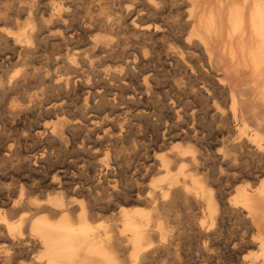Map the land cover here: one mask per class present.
<instances>
[{
    "label": "bare ground",
    "instance_id": "bare-ground-1",
    "mask_svg": "<svg viewBox=\"0 0 264 264\" xmlns=\"http://www.w3.org/2000/svg\"><path fill=\"white\" fill-rule=\"evenodd\" d=\"M131 1L133 2V4L131 5L129 4L128 6H124L123 8L121 7V5L124 1L121 0L118 3L119 7L116 8L117 14L115 18H113L114 20H112L111 15L106 12L103 13V15L105 16H102L99 14L96 16L97 13L95 14L91 13L92 15H90L89 17L86 16L87 21H88L87 23L90 25V28L85 30L87 34L89 33L88 38L86 39L87 41L89 40V44H91V46L90 45L89 46L91 48H89V50L84 52L82 56L80 55L81 56L80 61L78 57L79 55H77V53L79 54V52L77 53L75 52L72 54L71 52H68L65 56H63L62 59L61 58L60 59L62 60V62H65L66 65L69 66V68H72L75 70L78 69L79 63H83V62L85 64L88 63V65H90L91 68L90 69L88 68L89 70L87 69V71H90L89 72L90 74L87 76V78H89V81H91L92 80L91 74L93 73V70H94L92 68V65L96 64L94 61L95 57H97L98 55H103L101 58L103 60V59H107L110 57L113 58V56H118L122 59L121 61L122 69L120 72L111 71L112 73L111 74L109 73V75L124 79V76L126 75L123 74V71L125 69L126 71L134 72L137 68V64L139 63L148 64L154 60L155 56L154 57L152 56L150 49L148 48V46L150 45L148 46L146 45V42H145L146 40L144 36L145 34L147 35L150 31H152L153 28L161 29L163 27V23H167L169 25V29L170 27L171 29L172 27L178 29L176 35L179 40L178 41L179 43L177 46L179 48V51H178L180 55V56L178 55L179 60L184 64L183 66H185V68L187 67L188 70L191 71V73H188L185 71L186 70L185 69L184 71L186 73H184L183 75L181 74L182 77L179 78L181 79L180 82H175L173 86L175 90H177L175 97L170 96L173 113L178 118L177 123L176 122L175 123L176 125H178V127H180L179 125L180 123H178L179 122L178 120L182 121L181 118L183 117L184 122H186V124L191 123L189 122L190 119L191 121H193V124L191 126H188L187 129L183 128L181 132H178V130H176L177 132L173 133L172 129H171V132L169 133L166 131L164 132L162 131L163 132L162 137L160 136L161 134L159 135L157 132L156 139L158 141L160 140V142L156 141L157 143L155 142L156 143L155 145H152V143L149 144L150 142L148 141H147L148 144H146V141H144L145 142L144 144L143 143L140 144L139 141H137L136 139H127L128 137L126 138L125 135L128 136V134H125V135L120 134L122 129L119 132V134L114 138L107 137L108 136L107 132H105L107 141H110L106 147L102 146L106 138L104 141L97 138V140L95 139L93 140L94 142H88L86 140L80 141L78 139L77 148L80 151L90 153L95 159L98 155H100V153L103 154V158L101 160H96V162H94L92 158L89 160L85 159L88 157V153H87V157L82 159V162H81L82 164L80 165V169L82 168L84 169V171H86L89 168L88 164L90 163V160H91L93 161L92 166L94 170H95V166L97 167L103 166L105 168L106 177L103 178V180L105 179V181L102 180L103 182H98V183L96 182V184H94V183H91L85 177L86 180H88V183H90L89 185L88 184L86 185L84 181L83 183L81 182L80 184L76 183L75 181V183H71L69 185H67V183L65 182L66 183L65 185V183L62 180H60L61 176H63L61 174L65 170L59 171L57 168H55V170L52 171L51 168H49L51 170V171L49 170L50 174L52 173L51 185L55 189V193H47V196L44 199L43 198L39 199V197L36 198L35 196L32 197L33 194L31 195V191L34 190L33 189L34 187L32 184H35L36 182L35 183L34 181L33 183L31 182L32 183L31 184L32 186H31L29 183L27 184L26 181L25 182L21 181L20 185L17 186L19 190L16 189L18 193H16L14 196H9L10 197L9 201L5 202L4 201L5 198H4L2 201L3 203L2 204L0 203V264H12L13 256L11 253V248L8 245L15 243V241L18 239L23 240L25 238L29 240H32V239L36 240L37 244L41 247V251L39 252L38 256H35V259L33 260L34 264H152L154 259L156 258L157 259L162 258L164 261L162 264H169V262L174 258V256H178V243H179L178 235L180 234L179 233L180 229L178 230V228L176 227V222H178L177 213H179L177 212V210H179L181 206H185L186 209L188 208L190 210L192 209L191 211H194L193 215L188 214L190 217L191 215L194 216L192 217L193 220L191 222L192 224H191L190 231L192 232L191 233L192 235L199 238V241L203 243L206 249L210 246V242H214L216 238L215 236L219 235L218 233L221 232V229L223 230L222 228L224 226L223 220L226 214H228V216L229 215L237 216L239 220L241 219L243 221L242 225L240 226L241 228L239 230L237 229L239 233L235 235L234 231H232L234 235L233 237L231 235L230 237L227 236L228 239H225V240L226 241L228 240V243L227 245L225 243V245L228 246V248L231 250L233 254V257L237 261H239L240 264H264V0H183L182 1L183 4H181L182 5L181 8L174 7L176 8L177 11L182 9L181 12L176 14V15H179L180 17H178V19H175V20L173 19L168 20L167 18L168 16H171L170 13L172 14L173 12V9H171V7L174 5L175 2L178 3L179 2L178 0H131ZM73 2L75 1L74 0H30L27 4L25 2L26 5L19 7V9H14L12 11L6 12L5 19H3V17L1 16L0 18L2 20L1 19L0 20L4 21V23H6V21H11V22L14 21L15 23H17V25H19L18 18L16 17L18 15V12H20V10H23V11L25 10L28 14V21L26 25L24 23V26L19 27L17 31H10V32L7 31L9 32V34H5L4 31H2L3 29H6L4 26H2V30H0V45L2 46V44H5L6 46H3V47H6V48L11 47L10 48L11 50L13 48L12 52L9 50L10 54L7 56L9 61L15 57H18V60L26 56L28 57L30 53L33 54L34 52H38L40 50L39 49L40 47L43 53L47 52V50H49L46 48V44L48 42L47 38L51 36H55L56 34L50 33L51 35H47L45 37L43 36V34L45 33V30L47 29L48 32H50L52 28L54 27V24L55 25L58 24L56 22H61L62 25L63 24L67 25L66 20L69 19V16H71L72 11H73L71 10ZM137 3L138 5H136ZM6 4H9V3L6 2ZM12 4H11V7H12ZM130 6H132V8H130ZM102 9L104 10V7ZM114 12L115 11H113V14H115ZM167 12L169 13V15L167 14L168 16H165ZM71 18H73V15ZM77 19L78 20L76 21L80 20V18H77ZM82 23L84 24L83 21ZM58 26L60 27L61 25L59 24ZM61 29H58V30L60 31ZM65 30H66V27H65ZM95 31L103 32L104 35L102 36L103 33L102 34L100 33L101 34L100 35L98 32H96L98 34H93ZM129 31L131 32L133 31L132 34H134L136 37L140 35L141 33L143 37L136 38V37H132V35L130 36L127 35L124 37L121 36L122 38L120 41L113 42V41H110L108 36L105 34L107 32H117L119 34L124 35ZM57 35L63 39L62 41L67 43L65 41L67 40V36L64 35L63 32L57 33ZM150 37L151 36H149V38ZM175 40L177 42V39ZM121 43L122 44L132 43V45H130L126 49L124 47H120ZM174 47L177 48L176 46ZM155 49L156 48H153V50ZM4 51H5V48H4ZM40 52L41 51H39L38 53ZM50 52H49V59L53 58L54 60L59 62L60 59L58 57H60L61 55L52 53V51ZM33 55L32 56L30 55L31 58H33ZM41 57H43L44 59V56H41ZM162 58L163 57H161V59ZM157 60L155 61L157 62ZM27 61H28V58H27ZM217 63L228 64L229 69L230 68L233 69L234 67L236 69L243 68V69L248 70L252 76V80L250 82L251 84H248L249 82L248 83L245 82L249 86L247 85V87H242V85L230 80L229 77L227 79L226 78L227 76L225 77L224 75L216 71V66H218ZM36 65L38 66V64ZM97 65L99 69V66H100L99 63ZM105 65H106V62H105ZM112 65L113 64H111V66ZM24 66L26 65L24 64ZM23 67H22V69H24L23 71L20 69H17L18 67L16 68L17 70L14 68L16 71L14 70L15 72H13V74H10V76H7V77H4L5 72L2 74V72L0 71V91L4 93L6 92V94H8V96L6 95L5 97H9V93L7 91L11 92L10 91L11 89L14 90L16 88L18 90V88L23 87L24 85H27L25 84V82L26 80H29L28 78L30 77L29 75L31 74L30 73L31 68H29L30 71H28L27 66L26 68L25 67L23 68ZM219 67L220 66H218V68ZM226 67L227 66H225V68ZM164 70L165 68L163 69V71ZM163 71H160L161 74ZM180 71H183L182 68L180 69ZM173 72H174V69H173ZM69 73H71V71ZM147 73L148 72H146V74ZM177 73H178V69H177ZM40 74L44 76V79L48 78L46 77V74L45 75H43L44 73H40ZM84 74L82 75L81 73L82 76H85ZM95 74H96V71H95ZM129 74L130 73H128L126 77L128 78V76L131 75L129 77L130 82H133L134 78L132 75H134V73L130 75ZM226 74H228L227 71H226ZM70 75L74 76V74H70ZM62 76L56 80L55 84H53L52 86L53 89H63V90L65 89L66 90L68 89V87L70 86L72 82H75L73 81V78H71L70 76L68 77H65V76L62 77ZM75 76L77 75L75 74ZM154 76L152 74L153 78ZM98 77H95V78L100 79ZM192 77H194L195 80L200 79L202 85L198 83L201 86L196 88V86L194 85V79ZM127 78L125 79L127 80ZM156 79L155 80L153 79V80L156 81ZM109 80H111L110 77H109ZM150 80H151V76L149 74L144 76V86L146 88V94L148 91L151 92V90L153 89L152 86L150 85L151 84ZM33 81H34V78H33ZM50 81H49V84H50ZM89 81L87 80L86 83H88ZM122 82L123 81H121V83ZM180 83H183L186 87L190 86L192 90L193 88H195V90L191 91L190 93H192V95L195 96V98H197L196 96H199L200 99H203V101L206 102V105H205L206 107L209 106L208 104L209 101H206V99L208 98L207 100L211 101L210 102L212 103L211 119L214 122V124H216L215 131H213L210 134L209 132L205 133L203 129H201L203 125L200 129H199L200 125L199 127L196 126V122H197L196 112L194 110L190 111L191 109L189 108V106H192V105H189L190 102L192 101V98H191V101L189 100L190 102H188V100L187 102H184L185 101L183 100L184 97H181V95L182 94L184 95V93H188V92H186L187 88H181V86L179 85ZM45 84L47 83L45 82ZM116 84L117 83L115 82V85ZM36 85L38 86V84ZM47 87L48 89L50 88L49 85ZM116 87L114 86V88ZM42 88L44 87L42 86ZM120 88H123V87L120 86ZM33 89H35V86ZM161 89L165 90V88L163 87ZM40 90H36V93ZM103 90H107V88ZM117 90L120 91V89L118 88ZM128 90L129 89H127V91ZM110 91H112V89ZM125 91H124V94H125ZM204 92L206 93V96L208 97L206 96L204 97ZM22 93L25 96V91ZM164 93H165V96L166 95L169 96L171 92L165 91ZM64 94H65V91H64ZM89 94H91V92ZM150 94H152V92ZM188 95L185 94V97L186 96L188 97ZM61 96L62 95H60L59 97L61 98ZM95 96L97 97L98 95H95ZM95 96L93 99H95ZM100 98H101V95H100ZM48 99L50 100V97ZM65 99H67V97ZM127 99L128 98L126 96V101ZM44 100H45V97H44ZM121 100H123V98ZM136 100L133 101V103L136 102ZM86 101H89V100L87 99ZM199 101L202 102L201 100ZM106 103H108V101ZM192 103L193 101L191 102V104ZM29 105L31 106V104ZM96 105L98 106V104ZM61 106H63V104ZM102 107L100 109H102ZM56 108H57V105L55 104H52L49 106V109H52V110ZM104 108H107V107L105 106ZM37 109L38 107L35 108L36 111ZM72 109H73V106H72ZM209 109L210 108L208 107V110ZM167 110L169 111L168 108ZM80 111H82V109H80ZM111 111L113 112L112 109ZM129 111H131V109H129ZM198 111H200V109ZM205 111H206V108H205ZM205 111L203 110V112ZM23 112H26V111H23ZM86 112H87V109H86ZM139 112H141V110H139ZM160 112L162 113V111ZM98 113H100V111ZM70 114L72 113L70 112ZM75 114H72V115H75ZM2 115L4 116L7 114H2ZM38 115L41 116L40 113ZM84 115L85 113L83 114V116ZM129 115L131 116V114ZM102 116L103 115H101V117ZM163 116H166V115L163 114ZM81 118L82 117H80V119ZM106 118L104 119V121L107 120ZM98 119L100 123L101 121L100 117H98ZM3 120L5 119L2 118V121ZM130 120L132 119L130 118ZM149 120L147 119V121ZM108 121L110 120H107V122ZM117 121H119V119ZM165 121H167V119ZM172 122H173V119H172ZM107 125L106 127L108 128ZM151 125L153 126V123H151ZM116 126H118L117 123H116ZM148 127H150V124L148 125ZM157 127L158 126H156V128ZM3 128L5 129V127ZM83 128H82V131H84ZM116 129L118 130V128ZM73 132L75 133V131ZM147 132H149V130ZM27 133L22 134V135H16L14 138L11 137L12 140L9 138V136H6L7 141L9 138L11 142L4 143L5 144L4 159L14 162L17 160V158H19V156L23 153V151L28 150V139L30 136ZM41 133H42V130H41ZM19 134H20V131H19ZM211 139L215 140L216 142L221 143L222 144L221 148L214 149L212 146L213 142L208 143V141ZM181 140L187 141V144H183L184 142H182ZM53 141H55V139ZM150 147L152 148L151 150L153 151V155L151 156H150L151 153H149ZM143 149H145L146 151V152L144 151L143 153L144 157L138 158L137 157L139 155L138 152L140 151L142 152ZM45 153L46 151H44L40 157L38 156L36 157L35 156L36 154H33L32 157H34L35 159L37 158V160L38 158H40V161H42V164L44 165L45 163L49 161ZM245 154H247V156H249L250 154L251 156L255 155L257 157V161L251 165L245 164L244 162L242 163L241 160L245 158V157L243 158ZM52 157L51 158L54 159V156ZM256 157L253 156V158H256ZM23 159H24V156H23ZM67 159L68 158L66 157V160ZM132 159L134 160V163L136 162L135 168H137L138 174H135L137 177L135 176L136 178H135V182L133 183V185L129 184L131 186H128V184L124 185L125 178L123 182L120 179L122 178L120 176H122V173L124 174V172L128 171L127 170L128 168L131 169L132 165L131 167L129 166L131 163H133V161H131ZM28 161H29V157H28ZM55 161H56V158H55ZM123 162L127 164L126 167L124 164H122ZM56 163H59V162L56 161ZM13 164H15V162ZM17 164L18 163H16L15 165ZM73 164L75 163L73 162ZM76 164H78L77 159H76ZM67 165L68 163L65 164V166ZM1 167L3 168L2 165ZM16 167L14 169H16ZM25 167L26 165L24 166V168ZM71 167H73L72 164H71ZM16 170H15V174L17 173ZM19 172L20 171H18V173ZM101 173L102 172L100 171V176H101ZM9 174L11 175V173ZM95 175H96V172H95ZM32 176H33V172H32ZM92 177L95 178L94 176ZM244 177L253 178V181L248 182L247 184H244V185H238L239 183L238 184L234 183V186L232 187L233 188L232 191L230 190L231 187L229 188L230 192L227 190V192H229L227 194L228 197L222 192L224 190L220 189V187L223 186L222 184L225 183L226 181L233 180V182H238ZM26 178L28 177L26 176ZM13 179L11 180L10 178V181L11 182L13 181L14 183ZM31 179L33 178L31 177ZM38 180L42 181L39 178ZM94 180L96 181V178ZM17 182H18V179H17ZM92 182L94 181L92 180ZM132 182H133V179H132ZM243 182H245V179L243 180ZM38 187L39 186H36L35 189ZM44 188H41V190L42 189L44 190ZM224 189H225V186H224ZM45 190L47 191V189ZM4 192L5 190L3 191V193ZM85 193L88 194L90 198L92 197L93 199L91 198L92 200L90 201L88 200L89 202H85L86 200L84 201L78 198L79 195H83ZM75 194H78V197L75 196ZM0 198H1V195H0ZM34 210H37L38 213H34L36 212ZM110 211H112L113 215L111 214L112 216L108 218L110 214L107 217V213ZM13 215H17L18 219H15L16 221L12 220ZM115 218L117 219V221H112ZM188 219L190 220V218ZM182 222L181 224H183ZM224 237L222 238L223 241H224ZM8 242L10 244H8ZM200 248H202V246Z\"/></svg>",
    "mask_w": 264,
    "mask_h": 264
},
{
    "label": "rangeland",
    "instance_id": "rangeland-1",
    "mask_svg": "<svg viewBox=\"0 0 264 264\" xmlns=\"http://www.w3.org/2000/svg\"><path fill=\"white\" fill-rule=\"evenodd\" d=\"M30 1V0H0V17L2 16L3 17V19H5L6 18V16H5V14H6V12H9V11H12V10H14V9H19V7H21V6H23V5H26L28 2ZM75 2H73V5H72V8H71V10H73L72 11V14H71V16H69V19L72 17V15H73V18H71L70 19V21H69V19H67L66 20V24L67 25H65V24H63L62 25V23L61 22H56V23H58V24H54V27L52 28V30L50 31V32H48V30L46 29L45 30V33L43 34V36H47V35H51V34H56L55 36H51V37H49V38H47V41L49 42H47V44H46V48L47 49H49V50H47V52H42V50H41V47L39 48L40 50L39 51H41L40 53H38V52H34L33 54H29L28 55V57L26 56V57H24V58H22V59H20V60H18V57H15V58H13L12 60H10L9 61V59L7 58V56L10 54V51L12 52L13 51V48H12V50L10 49L11 47H3V46H6L5 44H2V46L0 45V71L2 72V74L5 72V74H4V77H7V76H10V74H13V72H15L17 69H20V70H24V69H22V67L24 66V64L27 66V70L28 71H30V69L29 68H31V74L29 75L30 77L28 78L29 80H26V82H25V84H27V85H24L23 87H20V88H18V90H17V88L16 89H11L10 91L12 92V94H11V92H9V91H7L8 93H9V97H5L6 95L8 96V94H6V92L4 93V92H1L0 91V107L2 108H0V164L3 166V168L1 167V165H0V195H1V198H0V203L2 204L3 202V199H4V201L6 202V201H9V196H14L16 193H18V191L17 190H19V188L17 187V186H19L20 185V183H21V181L22 182H25L26 181V183L28 184H32L33 183V181H34V183L36 182L37 183V185H36V183L35 184H32L33 185V189L34 190H32L31 191V195H32V197L33 196H35L36 198H38L39 197V199H44L46 196H47V193H55V189L53 188V186L51 185V178H52V173L50 174V171L52 170V171H54L55 170V168H57L59 171H63V170H65L66 171V173H65V171H63L62 172V174L61 175H63V176H61V178H60V180H62L64 183L66 182L67 183V185H69V184H71V183H75V181H76V183H78V184H80L81 182L83 183V181L86 183V185L88 184H90V183H88V180L91 182V183H94V184H96V182L98 183V182H103V181H105V179L103 180V178H105L106 176H105V168L103 167V166H95V170H94V168H93V161L94 162H96V160H101L102 158H103V154L102 153H100V155H98L97 157H96V159L95 158H93V156L90 154V153H88V152H82V151H80L78 148H77V141H78V139L81 141V140H86V141H88V142H94L93 140L95 139V140H97V138L98 139H100V140H105V138H106V140L103 142V145L102 146H104V147H106L107 146V144L110 142V141H107V137H111V138H114V137H116L118 134H119V132L121 131V129H122V131L120 132V134H122V135H125V134H128V136L127 135H125V137L127 138V139H136L137 141H139V143L141 144V143H145L144 141H146V144H148V142H150L149 144H151L152 143V145H155L157 142H160V140L158 141L157 139H156V134H157V132H158V134L162 137V133L164 132V131H166V132H171V129H172V132L173 133H175V132H177L176 130H178V132H181V130L183 129V128H185V129H187L188 128V126H191L192 124H193V121H191V119H190V121L189 122H191V123H189V124H186V122H184V119H183V117L181 118V120L182 121H180V120H178L179 122L178 123H180L179 125H180V127H178V125H176V123H177V117L174 115V113H173V109H172V106H171V97H175V94L177 93V90H175V88L173 87L174 86V83L175 82H180V80L181 79H179L180 77H182L181 76V74L183 75L184 73H186V72H188V73H191V71L190 70H188V68L186 67L185 68V66H183L184 64L179 60V48L177 47L178 46V38H177V31H178V29H176V28H173L172 27V29H171V27H170V29H169V25L167 24V23H163V27L160 29V28H158V29H156V28H153L152 29V31H150L147 35L145 34V42H146V45L148 46V45H150V46H152V47H150V46H148V48L150 49V52H151V54H152V56L154 57V60L152 61V62H150V63H139V64H137V68H136V70L134 71V72H132V71H126V69L123 71V74H125L126 76H127V74L128 73H130V74H132V73H134V75H132L133 76V78L135 79H133V82H130V76H128V78L126 77V76H124V79H121V78H119V77H115V76H112V75H109V73L111 74L112 72H114V71H121V69H122V59L120 58V57H118V56H113V58H107V59H101L102 58V56L103 55H98L97 57H95L94 58V61H95V63L96 64H93L92 65V68L94 69L93 70V73L91 74V81H89V78H87V76L90 74L89 72L90 71H87V69L89 68H91V66L90 65H88V63H79V67H80V69H79V67H78V69L77 70H75V69H72V68H69V66L68 65H66V63L65 62H62V58H63V56H65L68 52H71V54L72 53H77V52H79V54L77 53V55H79L78 57H79V61L81 60V56L84 54V52H86L87 50H89V48H91L90 46H91V44H89V40L87 41V39L86 38H88V35H89V33L87 34V32L85 31L86 29H89L90 28V25L87 23L88 21H87V17H89L90 15H92L91 13H97L96 14V16L99 14V15H102V16H105V15H103V13H109L110 15H111V18H112V20H114L113 18H115V16H116V14H117V11H116V8L117 7H119V2L121 1H119V0H117V2H116V0H74ZM100 1V2H99ZM103 1H104V3H103ZM112 1V2H111ZM124 2L122 3V5H121V7L123 8L124 6H128L129 4L131 5V4H133V2L131 1V0H123ZM179 2L177 3V2H175L174 3V5L171 7V9H173V12H172V14L170 13V15L171 16H168L169 15V13L167 12L166 14H165V16H168V20H175V19H178V17H180L179 15H176V14H178L179 12H181L182 11V9L181 10H179V11H177L176 10V8H181V4H183V0H178ZM6 2L7 3H11L12 4V7H11V4L9 5V4H6ZM16 2H18V3H16ZM25 2H26V4H25ZM87 2V3H86ZM115 2V3H114ZM181 2V3H180ZM86 5H85V4ZM96 3V4H95ZM20 4V5H19ZM80 4V5H79ZM82 4V5H81ZM90 4V5H89ZM115 4V5H114ZM117 4V5H116ZM9 5V6H8ZM13 5H14V7H13ZM18 5V6H17ZM79 7H78V6ZM136 5H138V3L136 4ZM3 6V7H2ZM82 6H84V7H82ZM2 7V8H1ZM92 9H91V8ZM104 7V10L102 9ZM174 7H176V8H174ZM7 8V9H6ZM10 8V9H9ZM130 8H132V6H130ZM4 9V10H3ZM96 10V11H95ZM25 11V10H24ZM23 10H20V12H18V15L16 16L17 18H18V24L19 25H21V26H19V25H17V23H15L14 21H6V23H4V21H1L0 20V30H2V26H4L6 29H3L2 31H4V33L5 34H9V32L10 31H17L18 29H19V27H22V26H24V23H25V25H26V23H27V21H28V14H27V12L25 11L24 12ZM80 11V12H79ZM82 11V12H81ZM113 11H115L114 13L115 14H113ZM177 11V12H176ZM78 12H79V14H78ZM174 12H175V14H174ZM112 13V14H111ZM21 14H22V16H21ZM26 15V17H25V15ZM168 14V15H167ZM75 15V16H74ZM77 15V16H76ZM114 15V16H113ZM79 16V17H78ZM81 16V17H80ZM87 16V17H86ZM175 17V18H174ZM77 18H80V20L79 21H76V20H78ZM75 19V20H74ZM75 21V22H74ZM82 21L84 22V24L82 23ZM9 23V24H8ZM73 23H75V24H73ZM79 23V24H78ZM61 25L60 27L58 26V25ZM72 24V25H71ZM165 24V25H164ZM71 25V26H70ZM88 25V26H87ZM167 25V26H166ZM56 26V27H55ZM65 27H66V30H65ZM74 27V28H73ZM76 27H77V29H76ZM62 28V29H61ZM58 29H61L60 31L58 30ZM70 29V30H69ZM154 29H156V30H154ZM55 32H54V31ZM172 30V31H171ZM7 31H9V32H7ZM83 31V32H82ZM101 31V30H100ZM100 31H95L93 34H102L103 32H100ZM52 32H54V33H52ZM60 32H63V34L64 35H66L67 36V40H65L67 43H65L64 41H62L63 39L61 38V37H59L58 35H57V33H60ZM67 34H66V33ZM96 32H98V33H96ZM152 32V33H151ZM51 33V34H50ZM131 33V34H130ZM133 33V31L131 32V31H129V32H127L126 34H119V33H117V32H107V33H105L107 36H108V38H109V40L110 41H113V42H116V41H120L121 40V38L122 37H124V36H127V35H132V37H136L134 34H132ZM69 34V35H68ZM100 34V35H101ZM79 35V36H78ZM104 35V33L102 34V36ZM175 35H176V37H175ZM73 36V37H72ZM122 36V37H121ZM149 36H151L150 38H149ZM174 36V37H173ZM138 37H143L142 36V34L140 33V35H138L136 38H138ZM147 37V38H146ZM154 38V39H153ZM177 39V42H176V40L175 39ZM74 39V40H73ZM79 40V41H78ZM78 42H80V43H78ZM82 42V43H81ZM87 42V43H86ZM65 43V44H64ZM70 45H69V44ZM72 43H74V44H72ZM76 44H77V46H76ZM82 44V45H81ZM86 44V45H85ZM153 44V45H152ZM173 44H174V46H176L177 48H175L174 46H173ZM90 45V46H89ZM130 45H132V43H129V44H122L121 43V45H120V47H124V48H128ZM67 46V47H66ZM85 46H86V48H85ZM88 46V47H87ZM154 46V47H153ZM173 46V47H172ZM2 47V48H1ZM74 47V48H73ZM77 49H76V48ZM4 48H5V51H4ZM82 48V49H81ZM84 48H85V50H84ZM153 48H156L155 50H153ZM76 49V50H75ZM3 50V51H2ZM10 50V51H9ZM68 50V51H67ZM79 50V51H78ZM82 52H81V51ZM158 50V51H157ZM50 51H52V53H56V54H60L61 56L60 57H58L60 60H59V62H57L56 60H54L53 58H50L49 59V52ZM81 52V53H80ZM48 55H47V54ZM51 53V52H50ZM155 53V54H154ZM6 54V55H5ZM46 54V55H45ZM158 54V55H157ZM33 55V58H31V56ZM44 56V59H43V57H41V56ZM81 55V56H80ZM179 55V56H178ZM37 56V57H36ZM118 57V58H117ZM161 57H163L162 59H161ZM27 58H28V61H27ZM37 60H36V59ZM115 58H117V59H115ZM156 58V59H155ZM169 58V59H168ZM36 61H35V60ZM113 59H115V60H113ZM158 59V60H157ZM33 60V61H32ZM44 60V61H43ZM52 60V61H51ZM105 60V61H104ZM109 60V61H108ZM110 60H112V61H110ZM155 60H157V62L155 61ZM160 60H162V61H160ZM17 61V62H16ZM25 61V62H24ZM27 61V62H26ZM34 63H32V62ZM54 61V62H53ZM103 61V62H102ZM107 61H108V63H107ZM116 61V62H115ZM118 61V62H117ZM165 61V62H164ZM180 61V62H179ZM47 62V63H46ZM53 62V63H52ZM105 62H106V65H105ZM112 62V63H111ZM124 62V61H123ZM156 62V63H155ZM160 62H161V64H160ZM28 63H30V64H28ZM59 63V64H58ZM99 63V69H98V64ZM116 63V64H115ZM121 63V64H120ZM152 63V64H151ZM164 65H163V64ZM181 63V64H180ZM23 64V65H22ZM28 64V65H27ZM36 64H38V66L36 65ZM52 66H51V65ZM82 64V65H81ZM111 64H113L112 66H111ZM158 64V65H157ZM173 66H172V65ZM218 64V66H220L219 68H220V70H219V68H218V66H216V71H218V73H221L222 75H224L227 79H228V77H229V79L230 80H232L233 82H235V83H238V84H240V85H242V87H247V85L248 84H251L250 82H251V80H252V76H251V74H250V72L248 71V70H246V69H243V68H238V69H236V68H234L233 67V69L235 70H233V69H229V65L228 64H220V63H217ZM220 64V65H219ZM13 65V66H12ZM30 65V66H29ZM55 65V66H54ZM60 65V66H59ZM66 65V66H65ZM84 65V66H83ZM157 65V66H156ZM163 65V66H162ZM170 65V66H169ZM8 66V67H7ZM15 66V67H14ZM26 66H24L25 68H26ZM29 66V67H28ZM47 66V67H46ZM50 66V67H49ZM58 66V67H57ZM83 66V67H82ZM88 66V67H87ZM104 66V67H103ZM108 66V67H107ZM225 66H227L226 68H225ZM16 69L17 67V69L15 70L14 68ZM23 67V68H24ZM46 69H45V68ZM141 67H143V68H141ZM150 67V68H149ZM153 67V68H152ZM155 67V68H154ZM165 68V72L163 71V69ZM4 68V69H3ZM35 68H37V69H35ZM41 68V69H40ZM47 68H49V69H47ZM86 68V69H85ZM158 68V69H157ZM176 68V69H175ZM182 68V70L183 71H180V69ZM3 69V70H2ZM39 69V70H38ZM88 69V70H89ZM98 69V70H97ZM103 69V70H102ZM110 69V70H109ZM141 69V70H140ZM149 69V70H148ZM173 69H174V72H173ZM177 69H178V73H177ZM186 69V70H185ZM218 69V70H217ZM226 69H228V70H226ZM12 70V71H11ZM15 70V71H14ZM26 70V69H25ZM53 70V71H52ZM100 70V71H99ZM151 70V71H150ZM186 72H185V71ZM238 70V71H237ZM8 71H10V72H8ZM34 71H36V72H34ZM39 71H41V72H39ZM46 71V72H45ZM51 71V72H50ZM71 71V73H69ZM72 71H74V72H72ZM77 73H76V72ZM85 71V72H84ZM95 71H96V74H95ZM99 71V72H98ZM102 71V72H101ZM108 72V74H107V72ZM112 71V72H111ZM160 71H163L162 72V74H161V72ZM170 71V72H169ZM226 71H227V73L228 74H226ZM237 71V72H236ZM34 74H33V73ZM39 74H38V73ZM54 74H53V73ZM86 72H88V73H86ZM105 72V73H104ZM125 72V73H124ZM128 72V73H127ZM139 72V73H138ZM143 72V73H142ZM145 72V73H144ZM146 72H148L147 74H149L150 76H151V80H150V85L152 86V90H151V92H152V94H150L151 92L150 91H148L147 92V94H146V88H145V86H144V76L145 75H147L146 74ZM37 75H36V74ZM40 73H44L43 75H45L46 74V77H50L49 79L47 78V79H44V76H42ZM81 73H82V75L84 74V73H86V74H84L85 76H82L81 75ZM127 73V74H126ZM136 73V74H135ZM168 73V74H167ZM8 74V75H7ZM21 74V73H20ZM61 74V75H60ZM70 74H74V76H72V75H70ZM75 74L77 75V76H75ZM102 76H101V75ZM152 74H153V76H154V78L152 77ZM161 74V75H160ZM176 74V75H175ZM36 75V76H35ZM40 75H41V77H40ZM55 75V76H54ZM60 75V76H59ZM63 75V76H62ZM108 75V76H107ZM140 75H141V77H140ZM160 77H159V76ZM174 75V76H173ZM34 76V77H33ZM68 77V76H70L71 78H73V81H75V82H72L71 84H70V86L68 87V89H53L52 88V86H53V84H55V82H56V80L57 79H59V77ZM80 78H79V77ZM99 76V77H98ZM32 77V78H31ZM36 77V78H35ZM55 79H54V78ZM95 77H98V78H100V79H97V78H95ZM109 77H110V79L111 80H109ZM249 77V78H248ZM33 78H34V81H33ZM41 78H43V79H41ZM52 78V79H51ZM87 78V79H86ZM125 78H127V80L125 79ZM157 78V79H156ZM193 79H194V85L196 86V88L197 87H200L201 85H202V83H201V80L200 79H196L195 80V78L194 77H192ZM50 79H51V81H50ZM117 79V80H116ZM156 79V81H154V80ZM169 79V80H168ZM173 79V80H172ZM178 79H179V81H178ZM43 80V81H42ZM45 80H47V81H45ZM87 80L89 81L88 83H86L87 82ZM101 80V81H100ZM120 82H119V81ZM31 81V82H30ZM49 81H50V84H49ZM78 81V82H77ZM85 81V82H84ZM97 81V82H96ZM121 81H123L122 83H121ZM171 83H170V82ZM199 81V82H198ZM243 81H244V83H243ZM29 82V83H28ZM39 82V83H38ZM45 82L49 85V89H48V85L47 84H45ZM77 82V83H76ZM111 82H113V83H111ZM115 82L117 83L116 85H115ZM127 82V83H126ZM160 82V83H159ZM245 82H249L248 84L247 83H245ZM98 83H100V84H98ZM104 83V84H103ZM131 83V84H130ZM136 83V84H135ZM142 85H141V84ZM153 83V84H152ZM158 83H159V85H158ZM167 83V84H166ZM198 83H200V84H198ZM36 84H38V86L36 85ZM44 84V85H43ZM52 84V85H51ZM76 84V85H75ZM93 84V85H92ZM98 84V85H97ZM123 84V85H122ZM129 84V85H128ZM132 84H134V85H132ZM172 84V85H171ZM245 84H246V86H245ZM35 86V89H33L34 88V86ZM51 85V86H50ZM86 85V86H85ZM94 85H96V86H94ZM100 85V86H99ZM105 85V86H104ZM128 85V86H127ZM139 85H140V87H139ZM180 86H181V88H187V91L186 92H188V93H184V95L182 94L181 95V97H184L183 98V100H185L184 102H187V100H188V102H190L191 101V98H192V101H193V103L191 104V102H190V104L189 105H192V106H189V108L191 109L190 111H192V110H194L195 112H196V126H198L199 127V125H200V127H199V129L202 127V125H203V127L201 128V129H203V131L206 133H208L209 132V134L210 133H212L213 131H215L216 129H215V127H216V124H214V122L212 121V119H211V113H212V108H211V105H212V103H210L211 101L210 100H207L206 99V101H209V106H205L206 105V102H204L203 101V99H200L199 98V96H196L197 98H195V96H193L192 95V93H190L191 91H194L195 90V88H193V90L191 89V87L189 86V87H186L183 83H180L179 84ZM198 85V86H197ZM33 86V87H32ZM42 86L44 87V88H42ZM73 86V87H72ZM107 86H109V87H107ZM114 86L116 87V88H114ZM120 86H122L123 88H120ZM127 86V87H126ZM139 88H138V87ZM143 86H144V88H143ZM154 86V87H153ZM159 86V87H158ZM249 86V85H248ZM36 87H38V88H36ZM92 87V88H91ZM163 87V88H165V90L164 89H161V88ZM29 88V89H28ZM97 88V89H96ZM107 88V90H103V89H106ZM117 88L118 89H120V91L119 90H117ZM141 88H142V90H141ZM155 88V89H154ZM157 88V89H156ZM170 88V89H169ZM190 88V89H189ZM19 89H20V91H19ZM22 89V90H21ZM41 89V90H40ZM47 91H46V90ZM53 89V90H52ZM74 89V90H73ZM108 89H112V91H110V90H108ZM127 89H129L128 91H127ZM135 89H137V90H135ZM139 89V90H138ZM25 91V96H24V94L22 93V92H24ZM32 90V91H31ZM36 90H40V91H38L37 93H36ZM43 90V91H42ZM44 90H45V92H44ZM54 90H56V91H54ZM58 90H59V92H58ZM62 90H63V92H62ZM88 90V91H87ZM99 90V91H98ZM163 92H162V91ZM175 90V91H174ZM31 91V92H30ZM64 91H65V94H64ZM124 91H125V94H124ZM136 91V92H135ZM156 91V92H155ZM171 92L170 93V95L169 96H165V93L164 92ZM29 92H30V94H29ZM49 92V93H48ZM67 92H69V93H67ZM71 92V93H70ZM87 92H88V94H87ZM91 92V94H89ZM106 92V93H105ZM116 92V93H115ZM119 94H118V93ZM121 92V93H120ZM123 92V93H122ZM160 92V93H159ZM52 93V94H51ZM57 93H58V95H57ZM96 93V94H95ZM111 93H112V95H111ZM115 93V94H114ZM55 94V95H54ZM62 95L61 96V98L59 97L60 95ZM98 95L97 97L95 96V95ZM110 94V95H109ZM113 94H114V96H113ZM149 94V95H148ZM155 94V95H154ZM173 94H174V96H173ZM185 94L186 95H188V97L186 96L185 97ZM45 95V96H44ZM67 95V96H66ZM100 95H101V98H100ZM105 95V96H104ZM107 95H108V97H107ZM32 96V97H31ZM50 97V100L48 99L49 97ZM70 96H72V97H70ZM86 96H88V97H86ZM90 96V97H89ZM94 96H95V99H96V101H95V99H93L94 98ZM121 96H122V98H123V100H121L122 98H121ZM126 96H127V101H126ZM160 96V97H159ZM171 96V97H170ZM193 96V97H192ZM206 96V93L204 92V97ZM11 97H12V99H11ZM44 97H45V100H44ZM64 97V98H63ZM67 97V99H65ZM102 97H104V98H102ZM107 99H106V98ZM121 99H120V98ZM135 97H136V99H135ZM166 97H168V98H166ZM206 97H208V96H206ZM8 98V99H7ZM27 98H28V100H27ZM35 98H36V100H35ZM42 98V99H41ZM86 98V99H85ZM90 98V99H89ZM111 100H110V99ZM188 98V99H187ZM190 98V99H189ZM5 99V100H4ZM19 99V100H18ZM26 99V100H25ZM71 99V100H70ZM89 100V101H86V100ZM91 99H93V100H91ZM98 99V100H97ZM104 99V100H103ZM168 99V100H167ZM196 99V100H195ZM100 100V101H99ZM108 101V103H106L107 101ZM132 100V101H131ZM136 100V102H134L133 103V101H135ZM190 100V101H189ZM199 100H201L202 102H200ZM4 101V102H3ZM14 101H16V102H14ZM29 101V102H28ZM34 101V102H33ZM54 101V102H53ZM95 101V102H94ZM169 101V102H168ZM197 101V102H196ZM3 102V103H2ZM11 102H13V103H11ZM30 102H32V103H30ZM61 102H62V104H63V106H61L62 104H61ZM97 102V103H96ZM101 102V103H100ZM111 102H112V104H111ZM123 102V103H122ZM200 102V103H199ZM16 103V104H15ZM18 103V104H17ZM31 104V106L29 105V104ZM58 103H59V105H58ZM90 103H91V105H90ZM98 104V106L96 105V104ZM103 103V104H102ZM115 103V104H114ZM133 103V104H132ZM202 103H204V104H202ZM25 104V105H24ZM52 104H55V105H57V108L56 109H54V110H52V109H49V106L50 105H52ZM72 104V105H71ZM109 104V105H108ZM134 104H136V105H134ZM195 104V105H194ZM18 105V106H17ZM40 105H41V107H40ZM70 105H71V107H70ZM95 105H96V107H95ZM102 107V105H103V107H102V109H100L101 107ZM108 105V106H107ZM111 105H112V107H111ZM170 107H169V106ZM201 105V106H200ZM29 106V107H28ZM66 106V107H65ZM72 106H73V109H72ZM91 106V107H90ZM107 107V108H104V107ZM129 106V107H128ZM163 106V107H162ZM168 106V107H167ZM203 106V107H202ZM13 107V108H12ZM20 107H22V108H20ZM25 107H26V109H25ZM38 107V109H37V111L35 110V108H37ZM99 107V108H98ZM110 107V108H109ZM131 107V108H130ZM133 107V108H132ZM208 107L210 108L209 110H208ZM70 108H71V110H70ZM94 108V109H93ZM128 108V109H127ZM167 108L169 109V111L167 110ZM204 108V109H203ZM205 108H206V111H205ZM28 109H30V110H28ZM59 109V110H58ZM80 109H82V111H80ZM84 109V110H83ZM86 109H87V112H86ZM97 109V110H96ZM104 109V110H103ZM110 111H109V110ZM111 109L113 110V112L111 111ZM118 110V112H119V114H118V112H117V110ZM129 109H131V111H129ZM132 109H134V110H132ZM160 109V110H159ZM163 109V110H162ZM166 109V110H165ZM200 109V111H198ZM28 110V111H27ZM58 110V111H57ZM74 110H75V112H74ZM76 110H78V111H76ZM91 110H92V112H91ZM102 110V111H101ZM127 110V111H126ZM139 110H141V112H139ZM197 110V111H196ZM202 110V111H201ZM203 110L206 112V114H205V112H203ZM211 110V111H210ZM16 111H18V112H16ZM23 111H26V112H23ZM31 111V112H30ZM64 111V112H63ZM91 112V113H89V112ZM100 111V113H98V112ZM126 111V112H125ZM160 111H162V113L160 112ZM208 111H209V113H208ZM15 112V113H14ZM42 112V113H41ZM48 112V113H47ZM53 112V113H52ZM70 112L72 113V114H75L76 112V114L75 115H72V114H70ZM74 112V113H73ZM105 112V113H104ZM108 112H110V113H108ZM125 112V113H124ZM131 114V116L128 114ZM136 112V113H135ZM139 112V113H138ZM142 112H144V113H146V114H144V113H142ZM156 112V113H155ZM166 114H165V113ZM200 112V113H199ZM11 113V114H10ZM40 113V115L41 116H39L38 114ZM47 113V114H46ZM80 113H81V115H80ZM85 113V115L83 116V114ZM106 113H108V114H106ZM114 113V114H113ZM169 113V114H168ZM197 113H198V115H197ZM209 115H208V114ZM2 114H7V115H2ZM35 114V115H34ZM47 116H46V115ZM52 114V115H51ZM70 114V115H69ZM99 114V115H98ZM127 114V115H126ZM132 114H134V115H132ZM142 116H144L145 117V119H144V117H142ZM151 114V115H150ZM162 116H161V115ZM163 114L164 115H166V116H163ZM9 115V116H8ZM13 115V116H12ZM49 115V116H48ZM78 115H80V116H78ZM101 115H103L102 117H101ZM106 115V116H105ZM113 115V116H112ZM119 115V116H118ZM150 115V116H149ZM206 115H208V116H206ZM2 116V117H1ZM5 116H6V118H5ZM8 116V117H7ZM50 116H51V118H50ZM71 118H69V117ZM92 116H94V117H92ZM135 116V117H134ZM26 117H27V119H26ZM29 117V118H28ZM32 117V118H31ZM43 117V118H42ZM62 117H63V119H62ZM77 117V118H76ZM80 117H82L81 119H80ZM88 117H89V119H88ZM98 117H100V123H99V119H98ZM104 117V118H103ZM107 117V118H106ZM112 117H113V119H112ZM116 117H117V119H116ZM132 119V120H130V118ZM141 117V118H140ZM158 117V118H157ZM161 117V118H160ZM173 117V118H172ZM2 118H4L5 120H3L2 121ZM42 118V119H41ZM61 118V119H60ZM92 118H94V119H92ZM102 118V119H101ZM107 119V120H110V121H108L107 122V120H105L104 121V119ZM111 118V119H110ZM134 118V119H133ZM138 118H140V119H138ZM200 119V121H199V119ZM60 119V120H59ZM86 119V120H85ZM91 119V120H90ZM119 119V121H117ZM142 119V120H141ZM147 119L149 120V121H147ZM158 119V120H157ZM161 119H162V121H161ZM167 119V121H165ZM172 119H173V122H172ZM14 120V121H13ZM53 120V121H52ZM83 120H85V121H83ZM87 120H89V121H87ZM98 120V121H97ZM103 120V121H102ZM114 120V121H113ZM152 120V121H151ZM170 122H169V121ZM10 121V122H9ZM54 121H56V122H54ZM58 121V122H57ZM61 121V122H60ZM158 121V122H157ZM161 121V122H160ZM203 121V122H202ZM3 122V123H2ZM4 122H5V124H4ZM26 122H28V123H26ZM63 122V123H62ZM113 123V125H112V123ZM118 124V126H116V123ZM119 122V123H118ZM149 122V123H148ZM155 122H157V123H155ZM176 122V123H175ZM8 123H10V124H8ZM13 123V124H12ZM50 123V124H49ZM62 123V124H61ZM87 123V124H86ZM101 123H102V125H103V127H102V125H101ZM110 123V124H109ZM140 123H142V124H140ZM147 124V126H146V124ZM151 123H153V126L151 125ZM182 123H183V125H182ZM206 123H207V125H206ZM211 123V124H210ZM26 124V125H25ZM80 124V125H79ZM108 124V125H107ZM150 124V127H148V125ZM157 124V125H156ZM173 124H174V126H173ZM33 125V126H32ZM40 125H41V127H40ZM63 125V126H62ZM93 125V126H92ZM106 125L108 126V128L106 127ZM111 125H112V127H111ZM115 125V126H114ZM163 125V126H162ZM169 125V126H168ZM172 125V126H171ZM185 125V126H184ZM206 125V126H205ZM7 126H8V128H7ZM11 126V127H10ZM16 126V127H15ZM26 126V127H25ZM120 126V127H119ZM128 126V127H127ZM155 126V127H154ZM156 126H160L159 128L157 127L156 128ZM168 126V127H167ZM2 127V128H1ZM3 127H5V129L3 128ZM84 127V128H83ZM96 127H97V129H98V131H97V129H96ZM100 127V128H99ZM163 127V128H162ZM167 127V128H166ZM171 127H173V128H171ZM11 128H12V130H11ZM80 128V129H79ZM82 128H83V130L84 131H82ZM102 128V129H101ZM105 128H106V130H105ZM116 128H118V130L116 129ZM151 128V129H150ZM174 128H176V129H174ZM181 128V129H180ZM3 129V130H2ZM73 129V130H72ZM104 129V130H103ZM169 129V130H168ZM9 130V131H8ZM28 131V133H27V131ZM41 130H42V133H41ZM80 130V131H79ZM111 130V131H110ZM145 130V131H144ZM149 130V132H147ZM152 130H153V132H152ZM155 130H157V131H155ZM175 130V131H174ZM18 131V132H17ZM19 131H20V134H19ZM21 131H22V133H21ZM26 131V132H25ZM37 131H39V132H37ZM73 131H75V133L73 132ZM77 131V132H76ZM79 131V132H78ZM103 131V132H102ZM132 131V132H131ZM163 131V132H162ZM30 132V133H29ZM85 132V133H84ZM89 132H91V133H89ZM105 132H107V137L105 136ZM109 132V133H108ZM115 132V133H114ZM117 132V133H116ZM129 132V133H128ZM155 132V133H154ZM25 133H27L30 137H29V139H28V150L27 151H23V156H24V159H23V156H22V154L19 156V158H17V160L16 161H14L15 162V164L16 163H18L17 165H15V164H13L14 162H11L10 160H6V159H4V146H5V142L7 143H10L11 142V140H12V138H14L16 135H22V134H25ZM41 133V134H40ZM79 135H78V134ZM82 133V134H81ZM140 133V134H139ZM154 133V134H153ZM72 134V135H71ZM96 134V135H95ZM99 134H100V136H99ZM102 134V135H101ZM150 134V135H149ZM36 137H34V136ZM43 135H44V137H43ZM131 135H132V137H131ZM139 135V136H138ZM149 135V136H148ZM4 138H3V137ZM6 136H9V138L11 139H9L8 138V141H7V138H6ZM32 136V137H31ZM39 136V137H38ZM48 136H49V138H51V139H49L48 138ZM79 136V137H78ZM84 136V137H83ZM2 137V138H1ZM12 137V138H11ZM76 137V138H75ZM81 137H82V139H81ZM137 137V138H136ZM152 137V138H151ZM32 138V139H31ZM104 138V139H103ZM45 139H47V140H45ZM55 139V141H53ZM148 139V140H147ZM75 142H74V141ZM32 141H33V143H32ZM45 141H46V143H45ZM79 141V142H80ZM141 141V142H140ZM148 141V142H147ZM157 141V142H156ZM182 141V140H181ZM31 142V143H30ZM53 142H55V143H53ZM156 142V143H155ZM182 142H184L183 144H187V141H185V140H183ZM212 143V146H213V148L214 149H217V148H221V146H222V144L221 143H219V142H216L215 140H213V139H211V140H209L208 141V143ZM42 143V144H41ZM53 143V144H52ZM59 146H58V145ZM63 146H62V145ZM76 144V145H75ZM105 144V145H104ZM60 145H61V147H60ZM35 146V147H34ZM38 146H40V147H38ZM52 146V147H51ZM37 147V148H36ZM49 147V148H48ZM63 147V148H62ZM103 147V148H104ZM75 148V149H74ZM102 148V149H103ZM75 151H74V150ZM76 149H78V150H76ZM152 148L150 147V149H149V153H151L150 154V156L151 155H153V151L151 150ZM53 150V151H52ZM63 150V151H62ZM152 152H151V151ZM44 151H46V153H45V155L47 156V159L49 160L47 163H45L44 165L42 164V161H40V158H38V160H37V158L35 159L34 157H32V155L33 154H36L35 156L37 157H40L41 155H42V153L44 152ZM144 151H145V149H143V151L141 152H138L139 153V155L137 156L138 158H143L144 157ZM42 152V153H41ZM58 152V153H57ZM72 152V153H71ZM74 152H75V154H74ZM77 152V153H76ZM146 152V151H145ZM60 153V154H59ZM66 153H68V154H66ZM79 153V154H78ZM83 153H85V154H83ZM87 153H88V157H87ZM141 153V154H140ZM25 154V155H24ZM49 154V155H48ZM72 154V155H71ZM78 154V155H77ZM57 155V156H56ZM68 155V156H67ZM71 155V156H70ZM102 155V156H101ZM249 155V154H248ZM22 156V157H21ZM29 157V161H28V157ZM52 156H54V159H52L53 157ZM253 156L254 157H256L255 155H252L251 156V154L249 155V156H247V154H245L244 156H243V160H241V162L243 163H245V164H248V165H251V164H254V162H256L257 161V157L256 158H253ZM52 157V158H51ZM65 157V158H64ZM66 157L68 158L67 160H66ZM85 157H87V158H85ZM31 158V159H30ZM55 158H56V161H58L59 163H56V161H55ZM79 158V159H78ZM80 158H81V160H80ZM83 158H85L86 160H89V159H93V161H91L90 160V163L88 164V166H89V168L86 170V171H84V169H80V165L82 164L81 162H82V159ZM248 158V159H247ZM76 159H77V162H78V164H76ZM84 159V160H85ZM256 159V160H255ZM5 160V161H4ZM24 160V161H23ZM27 160V161H26ZM31 160H33V161H31ZM36 160V161H35ZM52 160V161H51ZM64 160V161H63ZM253 160H255V161H253ZM7 161V162H6ZM63 161V162H62ZM131 161H133V163H134V160L132 159ZM2 162V163H1ZM3 162H5V163H3ZM11 162V163H10ZM25 162V163H24ZM41 162V163H40ZM54 162V163H53ZM62 162V163H61ZM68 163V165L67 166H65V164L66 163ZM73 162L75 163V164H73ZM20 163V164H19ZM22 163H23V165H22ZM33 165H32V164ZM37 163V164H36ZM52 163V164H51ZM65 163V164H64ZM80 163V164H79ZM133 163H131L130 164V166L129 167H131V165H132V167H131V169L130 168H128L127 170L128 171H126V172H124V174L122 173V176H120V177H122V178H120L122 181L124 180V178H125V182H124V185L125 184H128V186H131V185H133V183L135 182V178L137 177L135 174H138V171H137V168H135V163L133 164ZM4 164V165H3ZM8 164H9V166H8ZM56 164V165H55ZM61 164V165H60ZM70 164V165H69ZM71 164H72V166L73 167H71ZM91 164V165H90ZM122 164H124L125 165V167H126V163L125 162H123ZM5 165H6V167H5ZM23 167H22V166ZM26 165V167L24 168V166ZM78 165V166H77ZM13 166V167H12ZM16 167V169H14L15 167ZM31 166H32V168H31ZM50 166V167H49ZM53 166V167H52ZM64 166V167H63ZM78 169H77V168ZM92 167V168H91ZM97 167V168H96ZM102 167V168H101ZM12 170H10V169ZM19 168V169H18ZM23 169V171H22V169ZM31 170H30V169ZM49 168H51V170L49 169ZM21 169V170H20ZM67 169V170H66ZM89 169H90V171H89ZM103 169H104V171H103ZM130 169V170H129ZM134 169V170H133ZM15 170L17 171V173H18V171H20L18 174L16 173L15 174ZM29 170V171H28ZM34 170H36V171H34ZM48 170V171H47ZM50 170V171H49ZM97 170V171H96ZM126 170V169H125ZM3 171V172H2ZM70 171V172H69ZM88 171V172H87ZM96 172V175H95V172ZM100 171L102 172L101 173V176H100ZM32 172H33V176H32ZM36 172V173H35ZM89 172H90V174H89ZM92 172V173H91ZM9 173H11V175L9 174ZM12 173H13V175H12ZM69 173V174H68ZM127 173V174H126ZM128 173H129V175H128ZM132 173V174H131ZM4 174V175H3ZM15 174V175H14ZM20 174H22V175H20ZM43 174H45V175H43ZM47 174V175H46ZM87 174V175H86ZM133 174H134V176H133ZM7 177H6V176ZM9 175V176H8ZM28 177V178H26V176ZM68 175V176H67ZM79 175H80V177H79ZM83 175H84V177H83ZM86 175V176H85ZM126 175V176H125ZM128 175V176H127ZM132 175V176H131ZM2 176H3V178H2ZM10 176H12V177H10ZM15 176V177H14ZM43 178H42V177ZM44 176H46V177H44ZM65 176V177H64ZM92 176H94L95 178H96V181L94 180L95 178H93ZM136 176V177H135ZM31 177L33 178V179H31ZM88 179V180H86V178ZM91 177H92V179H91ZM10 178H11V180L13 179L14 180V183H13V181L11 182L10 181ZM38 178L39 179H41L42 181H40V180H38ZM83 178V179H82ZM90 178V179H89ZM249 178V179H248ZM244 177V178H242L243 180L245 179V182H243V180H242V182H241V180H239L238 182H233V180H229V181H226L225 183H223L222 185L223 186H221L220 187V189L221 190H224V191H222L227 197H228V193L230 192V190L232 191V187L234 186V183H239L238 185H244V184H247L248 182H252L253 181V178H250V177ZM16 179V180H15ZM17 179H18V182H17ZM82 179V180H81ZM132 179H133V182H132ZM7 180H8V182H7ZM28 180H30V181H28ZM32 180V181H31ZM38 180V181H37ZM44 180V181H43ZM47 180V181H46ZM92 180L94 181V182H92ZM101 180V181H100ZM103 180V181H102ZM246 180H247V182H246ZM40 181V182H39ZM61 181V182H62ZM71 181H73V182H71ZM32 182V183H31ZM127 182V183H126ZM129 182H131V183H129ZM4 183V184H3ZM66 183H65V185H66ZM84 183V184H85ZM15 184V185H14ZM129 184H131V185H129ZM31 185V186H32ZM43 185H45V186H43ZM9 186V187H8ZM36 186H39L38 188H36L35 189V187ZM41 186V187H40ZM127 186V185H126ZM224 186H225V189H224ZM45 187V188H44ZM231 187V188H230ZM12 188V189H11ZM41 188H44V190L42 191L41 190ZM229 188H230V190H229ZM5 190V192L3 193V191ZM9 189H10V191H9ZM17 189V190H16ZM45 189H47V191L45 190ZM37 190V191H36ZM38 190H39V192H38ZM227 190L229 191V192H227ZM2 191V192H1ZM9 191V192H8ZM42 192V194H41V192ZM45 191V192H44ZM226 191V192H225ZM14 192V193H13ZM36 192H38V193H36ZM44 192V193H43ZM11 193H13V194H11ZM46 194V195H45ZM86 195V196H85ZM43 196V197H42ZM75 196H77L78 197V194H75ZM78 198H80V199H82V200H86L85 202H89L90 200H92L91 198H90V196L88 195V194H83V195H79V197ZM181 199H183V198H181ZM228 199V198H227ZM89 200V201H88ZM185 206H181L180 207V209L179 210H177V212H179V213H177V215H178V222H176V227L178 228V230H179V233L181 234H179L178 235V256H174V258L169 262V264H240L239 263V261H237L234 257H233V254H232V252H231V250L228 248V246H226L227 245V243H228V240L226 241L225 239H228V237H230V235L233 237V235H234V233H235V235L237 234V233H239L238 232V230L241 228L240 226L242 225V223H243V221L240 219L239 220V218L237 217V216H235V215H229L228 216V214H226V216H225V218H224V226L222 227L223 228V230L221 229V232L220 233H218L217 235L218 236H215L216 238H215V240H216V242H215V240H214V242H210V246L206 249L205 247H204V245H203V243H201L200 241H199V238H197L196 236H194V235H192L191 233V231H190V228H191V222H192V220H193V218L192 217H194V216H192L193 215V213H194V211H191L190 209H186V207L184 208ZM182 209H184L185 210V212H184V210H182ZM188 211V213H187V211ZM34 211H36V212H34ZM33 212L34 213H38V211L37 210H34ZM116 212V211H115ZM39 213H40V211H39ZM110 214V215H109ZM113 215V213H112V211H110V212H108L107 213V217H108V215H109V217L108 218H110L112 215ZM186 214V215H185ZM190 214H192L191 215V217L189 216ZM15 216V217H14ZM181 218H180V217ZM189 216V217H188ZM117 218V217H116ZM114 219V220H112V221H117V219ZM180 218V219H179ZM188 218H190V220L188 219ZM229 218V219H228ZM15 219H18V217H17V215H13V217H12V220H14V221H16ZM184 219V220H183ZM187 219V220H186ZM231 219V220H230ZM235 222H234V221ZM183 221V222H182ZM181 222L183 223V224H181ZM189 222V223H188ZM232 222V223H231ZM188 223V224H187ZM228 226H227V225ZM185 225V226H184ZM187 225V226H186ZM227 227V228H226ZM238 229V230H237ZM230 230V231H229ZM236 230V231H235ZM232 231H234V233L232 232ZM223 232V233H222ZM229 232H230V234H229ZM226 233V234H225ZM187 234V235H186ZM221 234V235H220ZM223 234V235H222ZM225 234V235H224ZM228 234V235H227ZM224 236H228L227 238L226 237H224ZM224 237V241H223V238ZM181 239V240H180ZM197 239V240H196ZM218 239V240H217ZM198 241V242H197ZM201 243V244H200ZM211 243H212V245H211ZM218 243V244H217ZM225 243H226V245H225ZM8 244H10L9 242H8ZM184 246H183V245ZM202 246V248H200L201 246ZM8 246H10V248H11V253H12V256H13V261H14V263H13V261H12V264H29V263H31V264H34V262H33V260L35 259V256H38V254H39V252L41 251V247L37 244V242H36V240H34V239H32V240H29V239H27V238H25V239H23V240H16L15 241V243H13V244H11V245H8ZM197 249H198V251H197ZM202 249V250H201ZM30 250V251H29ZM204 251V252H203ZM202 253H204V254H202ZM215 253H217V254H215ZM34 254V255H33ZM214 254V255H213ZM218 254H220V255H218ZM208 255V256H207ZM16 258H15V257ZM30 256V257H29ZM211 256V257H210ZM178 257V258H177ZM200 257V258H199ZM31 258H33V259H31ZM176 258H177V260H176ZM197 258H199V259H197ZM219 258H221V259H219ZM233 258V259H232ZM189 259V260H188ZM208 259V260H207ZM17 260V261H16ZM157 260V261H156ZM221 260V261H220ZM218 261V262H217ZM155 262V263H154ZM164 261H163V259L162 258H156V259H154V261H153V263L152 264H162ZM209 262V263H208ZM220 262V263H219Z\"/></svg>",
    "mask_w": 264,
    "mask_h": 264
}]
</instances>
